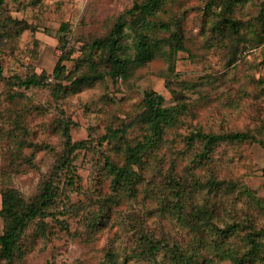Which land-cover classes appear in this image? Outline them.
<instances>
[{
    "label": "rangeland",
    "instance_id": "rangeland-1",
    "mask_svg": "<svg viewBox=\"0 0 264 264\" xmlns=\"http://www.w3.org/2000/svg\"><path fill=\"white\" fill-rule=\"evenodd\" d=\"M136 1L6 0L4 4V11L16 26L0 33V209L2 189L16 188L30 199L48 179L59 182L62 188L53 215L45 218L46 227L42 230L34 221L26 229L22 238L25 253L13 264H100L111 246L118 254L134 249L138 243L133 231L136 219L158 239L172 243L173 238L192 247L195 231L175 217L159 213L158 201L144 194L148 183L134 185L135 195H131L132 190L116 191L113 176L104 165L106 156L115 163L126 162L127 147L148 134L142 124L128 130V142L104 140L99 146L95 141L94 147L81 150L74 160V184H69L70 172L57 169L65 140L62 118L68 120L73 140L92 138L90 133H106L109 127H117L142 112L147 90L163 94L165 105H186L182 106L181 123L167 130L152 155L151 162L159 166L158 181L166 194H172L174 183H167L164 175L188 178V174H195L187 201L201 200L204 196L198 194L200 188L195 182L205 183L207 174L213 171L218 179L239 180L264 199V148L259 143L223 144L214 150L209 163L203 164L185 142L186 135L197 128L209 132L250 129L264 138V0H235L229 14L239 19L240 34L225 39L216 37L211 28L222 16L221 5L206 11L208 0H170L152 19L168 21L183 15L184 49L176 55L174 72L159 56L137 67L127 79L105 74L94 84H84L75 91L69 88L74 78L58 80L66 89L57 94L54 83L13 85L15 76L25 78L43 71L52 74L65 54L62 64L68 75L76 76L74 71L79 65L87 71L80 60L86 44L106 35L113 18ZM129 54L133 56L134 50ZM144 174L152 176L151 166ZM114 191L119 192L118 202L111 216L93 217L102 213L98 202ZM262 204L254 205L252 222L256 228L264 224V200ZM231 208H221L218 223L231 218L235 213H227ZM245 209L244 214H249L248 205ZM88 216L100 219L96 232L88 229ZM240 216L239 210L236 218ZM3 231L0 216V234ZM211 231L204 233L208 238L205 243L217 247L221 236L216 240ZM245 233L240 231L225 239L247 249ZM261 243L264 245V237ZM217 256L210 264H233L227 254ZM125 263L151 264V260L134 255Z\"/></svg>",
    "mask_w": 264,
    "mask_h": 264
},
{
    "label": "trees",
    "instance_id": "trees-1",
    "mask_svg": "<svg viewBox=\"0 0 264 264\" xmlns=\"http://www.w3.org/2000/svg\"><path fill=\"white\" fill-rule=\"evenodd\" d=\"M169 1L137 0L131 8L119 12L113 18L106 35L86 44L87 50L80 60L88 67L87 71L79 65L74 71L76 76L68 75L66 66L62 64V61L67 58L65 54L54 67L52 74L43 71L41 73L32 72L25 78L15 76L16 81L13 85L31 87L32 85L50 86L54 83V93L57 94L64 87L63 83L58 80L69 81L74 78L69 88L75 91L84 84H94L96 80L104 78L105 74L113 77L122 76L127 79L137 67L159 56L166 59L168 70L174 72L176 55L178 51L184 49L186 32L182 25L183 15L177 14L168 21L152 19L163 10ZM234 1L208 0L206 3V11H211L216 5L222 6V16L211 27L218 38H232L240 34L239 19L229 14ZM5 2L6 0H0V33L9 32L16 26L14 19L4 11ZM261 14H264V6ZM11 23L12 26H10ZM64 28L67 26L64 25ZM162 33L163 36H161ZM0 36L3 35L0 34ZM131 49L134 50L133 56L129 54ZM2 74L3 66L0 64V76ZM182 106L186 107L181 102L175 105H165L163 94L155 90H147L144 97V109L137 116L125 120L117 127H109L106 133L97 135L92 132L90 133L92 138L82 140H73L68 120L61 119V123L64 124L65 140L63 152L57 159V169L70 172L69 184L75 183L74 160L81 150L94 147L95 141L99 142V146L104 140L128 142L125 137L128 130L137 124H142L148 134L135 145L127 147L125 163H115L108 156L104 158V153L102 155L105 159V167L113 176L115 190L119 192H121L120 189L132 190L131 195H135L136 189H132L134 185L148 183L146 186L148 188L145 189L147 193L144 194L158 201L159 213L173 216L195 231V236L192 237L194 244L192 241V247L189 248L181 245V241H174L173 238H171L172 243L158 239L156 235L145 229L146 226L139 221L140 219H136L133 231L138 243L134 249L130 251L127 249L123 254H118L117 250L111 246L106 250V255L100 264H126L128 258L134 255L151 260V264H210L211 258L216 259L217 255L222 254H227L233 264H264V245L261 243V237H264V224L256 228L252 222L253 215H255L254 205H261L264 199L260 198L248 185L239 180L218 179L217 173L210 171L205 183L195 182L200 188L198 194L204 197L188 203L187 196L191 195L189 183L196 179L195 174H188L190 176L188 178L164 175L163 179L167 183H174L170 187L171 195L166 194L164 185L158 181L159 166H153L152 155L163 142L167 130L181 123ZM185 142L189 149H194L197 159H201L199 162L203 164H208L214 156V150L223 144L257 142L264 148V138L254 134L250 129L209 132L197 128L192 129L186 135ZM147 166L152 168L150 178L144 174ZM60 189L62 188L59 182L48 179L42 183L38 193L30 199L25 198L18 189L13 187L1 190L0 216L4 220V231L0 234V264H13L16 259L24 255L26 247L22 238L26 229L34 221L41 225L40 229L43 230L46 227L45 218L53 215V208L58 202ZM116 191L104 196L98 202L102 213L97 212L95 216L92 215L93 217L111 216V211L118 202L116 194L119 192ZM170 205L173 209L169 207ZM246 205L250 208L249 214H244L247 211ZM229 206L232 208L227 213L230 215L233 211L235 213L230 219L218 223L221 208L224 210ZM239 210L241 216L236 218ZM87 219H89L88 229L91 232L99 230L100 219L93 220L90 216ZM206 230L209 233H213L211 231L213 230L216 240L219 239L218 236H221L217 247H209L205 243L208 239L204 235ZM240 231L246 232L243 241L248 244L247 249L241 246L236 247L225 239L226 236H233ZM160 255L161 258H159Z\"/></svg>",
    "mask_w": 264,
    "mask_h": 264
}]
</instances>
